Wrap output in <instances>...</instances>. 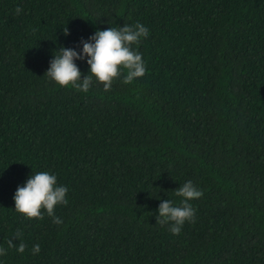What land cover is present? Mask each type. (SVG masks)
<instances>
[{
	"label": "trees",
	"instance_id": "1",
	"mask_svg": "<svg viewBox=\"0 0 264 264\" xmlns=\"http://www.w3.org/2000/svg\"><path fill=\"white\" fill-rule=\"evenodd\" d=\"M136 23L143 77L85 93L45 75L60 48ZM41 171L68 189L61 224L15 211ZM189 180L203 195L174 235L158 207ZM0 248V264H264V0H0Z\"/></svg>",
	"mask_w": 264,
	"mask_h": 264
},
{
	"label": "clouds",
	"instance_id": "2",
	"mask_svg": "<svg viewBox=\"0 0 264 264\" xmlns=\"http://www.w3.org/2000/svg\"><path fill=\"white\" fill-rule=\"evenodd\" d=\"M14 11L19 15L22 9L17 7ZM63 31L65 36L69 34L67 27ZM148 35L149 30L141 23L109 27L106 30L98 29L88 40L80 41L82 44L80 52L71 48H60L58 54L50 61V67L45 75L61 87L71 85L85 93L89 91L93 78L103 84L105 91L110 90L113 81L121 77L124 84H129L145 75L146 67L137 48L141 39L147 38ZM85 59L89 65V74L81 80L82 74L75 61ZM67 192L65 186L57 185L56 175L47 171L32 173L23 186L17 187L13 197L15 211L28 219H42L46 211L47 215L53 218V223L61 224L63 221L55 216V208L57 205L68 204ZM175 195L182 198L181 203L177 206L171 200H163L159 204L156 219L162 226L170 224V232L179 235L186 221L194 222L195 211L189 201L200 198L203 192L189 180L175 190ZM21 237L22 233L17 230L15 239ZM8 247H16L19 253H23L26 245L20 242L17 246L13 239H9ZM40 250L39 244L32 248L34 255ZM6 254V250L0 248V256Z\"/></svg>",
	"mask_w": 264,
	"mask_h": 264
}]
</instances>
